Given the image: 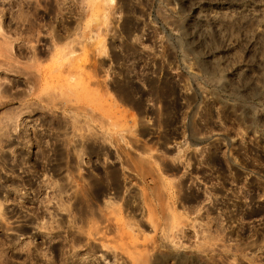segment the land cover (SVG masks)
<instances>
[{
    "label": "rangeland",
    "instance_id": "obj_1",
    "mask_svg": "<svg viewBox=\"0 0 264 264\" xmlns=\"http://www.w3.org/2000/svg\"><path fill=\"white\" fill-rule=\"evenodd\" d=\"M94 4L0 0L4 29L16 38L12 53H4L18 60L7 67L0 57L7 92L0 95V264H264V228H245L264 225V218L233 213L238 204L252 206L254 195L264 210V0H115L105 7L104 24ZM21 7L25 17L17 19ZM45 12L50 17L43 20ZM55 27L66 30L58 43ZM97 34L105 36L104 54L95 50ZM43 43L72 48L78 57L88 49L85 72L78 61L66 65L49 54L35 61L31 55ZM169 79L179 87L172 96L181 110L178 146L142 143L140 132L155 123L162 128L170 112L148 89ZM127 83L129 100L120 90ZM8 111L18 112L16 122ZM29 111L67 125V147L74 137L97 143L98 182L106 183L113 161L118 189L127 195L90 196L84 165L61 182L15 164L32 148ZM207 153L222 159L231 176L219 195L216 179L188 182L185 172L172 171L189 155ZM85 155L87 164L92 158Z\"/></svg>",
    "mask_w": 264,
    "mask_h": 264
},
{
    "label": "flooded vegetation",
    "instance_id": "obj_2",
    "mask_svg": "<svg viewBox=\"0 0 264 264\" xmlns=\"http://www.w3.org/2000/svg\"><path fill=\"white\" fill-rule=\"evenodd\" d=\"M46 8L48 10L49 6H47ZM40 16L43 20L45 19V17L46 18L50 17L46 12L45 14H40ZM11 24H14L16 26L15 21H12ZM55 31H58V33L57 32L56 33L59 35V37L61 36V39L63 40L66 34V30L63 29V27H55ZM43 44L44 46L41 47V49L36 50L37 56H38L37 53L38 51L40 57L41 56L46 57L45 56L47 55L46 49L49 48V46L45 43ZM127 78H129V76ZM127 87L130 88L131 86L128 85L127 83ZM177 90H179V87L177 86V83L172 79L154 82L149 87L147 94H150L155 98L156 97L160 98L161 99L160 101L164 103L165 109L166 110L170 109V112H168V114L162 118L161 120V126L163 124L162 128H158L157 123H155L154 126L148 127L147 130H142L140 132L142 135L144 134V132L146 133V135H144V137L141 139L142 143L148 142V143H154L159 146H165L166 141L171 140L174 143L175 147L178 146L177 143L179 142V138L182 136L183 129L180 124L181 110L176 106V103H174V101L172 100V98L177 95L178 93ZM156 92L161 95L160 96L155 95ZM141 98L145 99V93H142ZM141 106H142L141 110H146L145 106H143V103L141 104ZM36 114L37 111H31L29 114V116L32 115L30 116L31 118L28 117V119H26L33 122L29 125L31 132H27L26 134V136L28 135L30 139V145L32 147L31 149H28L30 151V153L28 154V159H13L15 164L23 165L24 162H26V164L32 168L31 170L33 172L37 173L40 172L41 170L46 171L49 179L57 180V181H66L72 179L73 176L78 175V169L79 170L82 169L80 166L84 165L86 167H89L88 170H83L84 172L83 177L91 181L92 188L89 193L90 196H92L93 198H97L98 196L115 197V196L127 195V193H125L121 189L112 188L113 185L110 184L109 179H107L106 183L103 184L105 188H102L103 185L100 187V189H98V187L96 186L97 185L96 178H98V171H99L98 165L102 164L97 159V154L99 152H102L101 148H99L97 143L95 142L83 143L80 140V138L74 137V142L69 147H67L65 141L67 137L66 133L67 132L69 133L71 129L67 128V125L65 124L52 123L47 115L40 114L39 116V114L37 115ZM33 125L35 127H33ZM62 127H64V129ZM60 128L61 130H59ZM82 146H83L84 154H87L85 156L86 157L89 156L90 158H92V159H87V164L85 162L86 160L84 161V159H79V158L77 159L74 155L75 149L76 148L81 149ZM66 148H68V152L66 151ZM60 150H62V152ZM64 153L65 154L68 153V156H65ZM60 154H62L63 156H61ZM59 157H62V159ZM189 157L190 159H185L183 161V165L179 163L178 164L175 163L174 165L172 164L173 165L172 171L175 175H180L181 172H185L186 173L185 179H188V182L191 181L192 178H196V177H199L200 178L199 180H201L202 183H210L211 180L216 179L217 184L214 187L215 188L214 191L218 192L217 193L218 195L221 192L223 193V191L225 192L227 183L231 182L229 180L231 179V176L229 173L226 172L225 165L222 159H214V156L208 153L203 155V157L201 158L195 157V155L193 154L189 155ZM71 162L73 163L71 164ZM113 164H114L113 161L109 163V168L106 170L108 173L112 174L113 170H115V166ZM234 176L233 178L236 179V175ZM254 192H256V190H254ZM85 193L87 194V192ZM223 195L225 196L226 194ZM251 196H253V194ZM256 197H257L256 195L253 196L254 201L252 206H249L247 209H243L238 204L237 210H235V212L233 213L236 212L240 213L241 211L243 212L244 218H248V219H257L258 214L262 215V218H264L263 215L264 210L257 209L258 206L256 203ZM245 228L258 229V228H264V225L261 226L250 225L249 227H245Z\"/></svg>",
    "mask_w": 264,
    "mask_h": 264
},
{
    "label": "bare ground",
    "instance_id": "obj_3",
    "mask_svg": "<svg viewBox=\"0 0 264 264\" xmlns=\"http://www.w3.org/2000/svg\"><path fill=\"white\" fill-rule=\"evenodd\" d=\"M94 1H96L97 2V4H94V6H93V10H94V12L96 13V14H100V15H102V17H101V23L102 24H104L105 22H106V10H105V7H106V5H107V3H114V1L115 0H94ZM25 10H23V8L21 7L20 8V10L19 11H17V14H16V17H17V19L18 18H22L23 17V15H24V17H25ZM4 15L5 14H1L0 15V34H1V38H2V40L0 41V48H1V51H0V57H4V59H3V63L5 64V65H7V67H9V66H13V65H15L14 63L16 62H18V60L16 61V57H15V55L14 56H12V57H10L11 55L10 54H7V55H5V51L6 52H8V53H12V51H13V47H12V45H13V42L16 40V38H11V36L9 35V33H10V31L9 32H6V30L4 29V26L3 25H5V24H3V22H4ZM7 15V14H6ZM12 16V15H11ZM22 16V17H21ZM8 17V16H7ZM14 17V16H13ZM9 18V17H8ZM7 19V18H6ZM13 19V18H12ZM9 20V19H8ZM10 22V20L8 21V23ZM11 22H12V20H11ZM16 22V21H15ZM7 24V23H6ZM17 25V24H16ZM15 26V25H14ZM7 27H8V25H7ZM13 28V27H12ZM14 29V31L17 33L18 32V29H17V27L15 26V28H13ZM11 31H12V29H11ZM13 32V31H12ZM58 33V31H55V33H53L52 34V40H56V42L58 43V41L61 39V36L59 37V35L57 34ZM18 39V38H17ZM74 40V39H73ZM93 40V42L96 44V51L97 52H99L100 54H104V53H106V49H105V36L104 35H101V34H97V35H95V37H94V39H92ZM78 42V41H77ZM73 43V41H72V39L70 40V41H68V42H66L65 44H63V45H65L66 47H69V46H71V44ZM63 45H55L54 47H50V48H47L46 49V51H47V55H45V56H49V57H51V58H55V60H57V62H59L58 60H63V62L65 61V64L66 65H69V64H67L66 62H68V63H70V64H74V63H71V62H77V64H75L76 65V68L79 70V71H84L85 72V70H84V68H83V66H82V64H85V62H87L88 61V57H87V54H88V52H89V50L88 49H86V48H83V50H82V53L81 54H79V55H81V57H78V54H77V52L76 51H74V49H72V48H69L68 49V51H65L66 49H65V47L63 46ZM53 46V45H52ZM34 47V46H33ZM33 47H31V48H33ZM2 48H3V50H2ZM35 49V48H34ZM33 51V50H32ZM36 51V50H35ZM17 53V52H16ZM15 52H14V54H16ZM21 53V52H20ZM37 53H38V56H39V58H41L40 57V55H39V52L37 51ZM42 53H45V52H42ZM22 54V53H21ZM20 54V55H21ZM41 54V53H40ZM49 54V55H48ZM17 55V54H16ZM22 55H24V54H22ZM37 54L36 53H32V55L31 56H33V59L36 61V60H38V59H35V58H37V56H36ZM19 56V55H18ZM43 56H44V54H43ZM62 56V57H61ZM30 57V56H29ZM62 58H64V59H62ZM33 60V61H34ZM31 61H32V58H31ZM0 64H2V63H0ZM1 67H2V65H0ZM62 66H64V64L62 65ZM69 67V66H68ZM72 67V66H71ZM6 68V67H5ZM11 68H13V67H11ZM72 68H74V65H73V67ZM9 70V69H8ZM13 70H14V68H13ZM9 71H12L11 69L9 70ZM21 72V71H20ZM19 73V72H18ZM86 75L88 76V78H90V79H93V80H96L97 82H98V80L97 79H95V77L96 76H94L93 74L91 75L90 73H86ZM81 78V83H84V84H86L87 82L85 81H83V78H82V76L80 77ZM15 81V80H14ZM31 82V81H30ZM12 83H13V81H12ZM16 83V82H15ZM13 85H14V83H13ZM86 86V85H85ZM5 88H7V87H5ZM122 88V89H121ZM121 88H120V90H121V92L123 93L122 94V96L124 95V99L126 98V99H130L131 98V95H130V89L129 88H127L126 86H124V87H122L121 86ZM5 92V89L4 88H2V85L0 84V95H1V97H2V94ZM5 93H7V92H5ZM28 94V93H27ZM12 95V94H11ZM18 95V94H17ZM21 95V94H20ZM159 95H161V94H159ZM4 96V95H3ZM25 96V95H24ZM23 96V94H22V97H24ZM5 97V96H4ZM3 97V98H4ZM15 98L17 99V96H15ZM18 98H20V96L18 97ZM111 98V100L112 101H114V96L112 97V96H110L109 97V99ZM23 101H24V99H23ZM25 104V103H24ZM30 105V104H29ZM140 105V103H138V106ZM28 106V105H27ZM19 107V106H18ZM29 107V106H28ZM28 107H26V108H28ZM13 108V107H12ZM22 109H25V105H24V107H21ZM8 109V108H7ZM10 109H11V107L9 108V111H10ZM18 109V108H17ZM31 109V108H30ZM29 110V109H28ZM6 112L7 114H8V116L5 114V116H7V117H14L15 116V118L13 119L14 120V122H16L15 121V119H16V116L17 115H19V114H17L18 112ZM14 111V110H13ZM18 111V110H17ZM22 111H24V110H21L20 112L22 113ZM19 112V113H20ZM31 111H29V113H30ZM11 113L13 114V115H11ZM20 113V114H21ZM27 113V112H26ZM25 113V114H26ZM17 114V115H16ZM23 114H24V112H23ZM37 115V114H36ZM27 116V115H26ZM30 116H32V115H30ZM40 116V115H39ZM12 117V118H13ZM24 117V116H23ZM22 117V118H23ZM130 117L134 120V114L133 113H130ZM6 118V117H5ZM20 118V117H19ZM25 118V117H24ZM27 119H28V117H26ZM25 118V119H26ZM31 118V117H30ZM29 118V119H30ZM34 118V117H33ZM41 118V117H40ZM1 120V119H0ZM4 120V119H3ZM10 120V119H9ZM13 120H11V121H13ZM24 120V119H23ZM10 121V122H11ZM19 121V120H18ZM27 121V120H26ZM9 122V123H10ZM4 123V122H3ZM2 123V124H3ZM27 123V122H26ZM31 124V123H30ZM1 125V124H0ZM6 125V124H5ZM8 125V124H7ZM17 125H18V123H17ZM28 125V124H27ZM26 125V126H27ZM58 125V124H57ZM2 126V125H1ZM4 126V125H3ZM14 126H15V124H14ZM13 126V127H14ZM21 126V125H20ZM23 126H25V124L23 125ZM6 127H8V126H6ZM17 127V126H16ZM9 128V127H8ZM22 128V127H21ZM63 129H64V127H62ZM1 129V128H0ZM13 129H15V128H13ZM18 129H20V128H18ZM17 129V130H18ZM24 129V128H23ZM59 130H61V128L59 129ZM26 132L27 130H23L22 131V133L23 132ZM29 134V133H28ZM23 136L24 135H22L21 134V137L23 138ZM28 136V135H27ZM25 138H26V136H24ZM29 139V138H28ZM61 139H63V138H61ZM26 140V139H25ZM66 141V140H65ZM26 142H28V140L26 141ZM29 142H30V140H29ZM81 145V144H80ZM84 146V145H83ZM83 146H82V148L81 149H78V148H76L75 149V151L77 152V156L81 159L82 158V155L84 154V150H83ZM80 147V146H79ZM91 147V146H90ZM85 148V147H84ZM64 149H65V147H64ZM63 150V149H62ZM62 150H60L61 152H62ZM65 151V150H64ZM87 151V150H86ZM65 154V153H64ZM61 156H63L62 154H60ZM27 156V155H26ZM66 156V155H65ZM59 158H61L62 159V157H59ZM139 160H142V159H139ZM78 161V160H77ZM21 162V161H20ZM69 162V161H68ZM79 162V161H78ZM24 163H26V162H24ZM73 162H71V164H72ZM81 164V163H80ZM63 165V164H62ZM74 165V164H73ZM61 166V165H60ZM72 167V166H71ZM75 167V166H74ZM78 167V166H77ZM81 167V166H80ZM112 167V166H111ZM110 167V168H111ZM73 168V167H72ZM79 170V169H78ZM110 170V169H109ZM116 170H113V172H112V174L111 173H108V172H106V174H107V178L109 179V181H110V184L111 185H113V187L112 188H118V180H117V174H116V172H115ZM75 172V171H74ZM70 173V172H69ZM71 174V173H70ZM110 174V175H109ZM118 174H119V172H118ZM73 176V175H72ZM68 177H69V174H68ZM59 179V178H58ZM97 179V178H96ZM95 180V179H94ZM93 180V181H94ZM92 181V182H93ZM62 182V181H61ZM60 182V183H61ZM95 182V181H94ZM96 183V182H95ZM101 183V182H100ZM99 182H98V179H97V187H98V189H100V187L103 185H101ZM64 184V183H63ZM94 184V183H93ZM66 185H61V187L60 188H58V190H60L61 189V191L64 189V187H65ZM104 186V185H103ZM94 188V187H93ZM102 188H104V187H102ZM101 188V189H102ZM64 191V190H63ZM100 191V190H99ZM103 191V190H102ZM95 192V191H94ZM104 194V193H103ZM99 195V194H98ZM97 195V196H98ZM110 202L111 203H113L111 200H110ZM2 202H0V216L2 217L3 216V211L1 210V207H2ZM79 206V205H78ZM76 207V206H75ZM82 205L81 206H79V210H80V208L82 209ZM112 207V206H111ZM120 208V207H119ZM78 209V208H77ZM77 209H75V210H77ZM113 209V208H112ZM112 209H111V211H112ZM171 210V209H170ZM78 211V210H77ZM173 211V210H172ZM87 217V216H86ZM2 218H4V217H2ZM95 228H96V226H95ZM32 251V250H31ZM37 261V260H36Z\"/></svg>",
    "mask_w": 264,
    "mask_h": 264
},
{
    "label": "built area",
    "instance_id": "obj_4",
    "mask_svg": "<svg viewBox=\"0 0 264 264\" xmlns=\"http://www.w3.org/2000/svg\"><path fill=\"white\" fill-rule=\"evenodd\" d=\"M37 195L44 196V194H39V193H38ZM42 198H43V197H42ZM43 202H44V201H41V200H40V201H38V203H39V204H41V205H42V204H44ZM43 207H44V206H43Z\"/></svg>",
    "mask_w": 264,
    "mask_h": 264
}]
</instances>
